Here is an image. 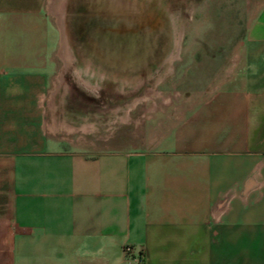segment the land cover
I'll return each instance as SVG.
<instances>
[{
	"label": "crops",
	"instance_id": "crops-1",
	"mask_svg": "<svg viewBox=\"0 0 264 264\" xmlns=\"http://www.w3.org/2000/svg\"><path fill=\"white\" fill-rule=\"evenodd\" d=\"M44 4L0 0V264H264V0L215 95L145 144L84 116Z\"/></svg>",
	"mask_w": 264,
	"mask_h": 264
},
{
	"label": "rangeland",
	"instance_id": "rangeland-1",
	"mask_svg": "<svg viewBox=\"0 0 264 264\" xmlns=\"http://www.w3.org/2000/svg\"><path fill=\"white\" fill-rule=\"evenodd\" d=\"M90 7L101 11L107 27L116 22L115 37L101 41V50L91 40L92 33L87 30L83 35V26L76 29L72 16L78 10L87 13ZM257 7L258 0H45L44 4L58 29L60 77L69 82V94L90 97L84 116L89 110L90 121L105 132L107 144L117 133L127 142L135 138L145 144L155 138L154 131L166 126V119L176 121L215 95L231 54L244 46ZM75 109L76 116L82 115L79 105Z\"/></svg>",
	"mask_w": 264,
	"mask_h": 264
},
{
	"label": "water",
	"instance_id": "water-1",
	"mask_svg": "<svg viewBox=\"0 0 264 264\" xmlns=\"http://www.w3.org/2000/svg\"><path fill=\"white\" fill-rule=\"evenodd\" d=\"M90 4H92V2H90ZM104 10H106L105 5H103L102 7V12ZM82 11L78 10L72 16L73 18H75L74 22L76 29H81L83 26V32L81 31L83 35L86 34V31L88 30V33H92L91 40L95 41L98 46L101 45V43L108 37H115L114 34L117 31V28L115 27L116 22H114L113 19L115 18V15L111 18L114 23L110 24V27H107L106 21H101V11H99L98 8L94 9V7H90L87 13H84ZM86 19L88 21H86ZM85 28L86 30L84 31ZM99 49L101 50L100 46Z\"/></svg>",
	"mask_w": 264,
	"mask_h": 264
},
{
	"label": "built area",
	"instance_id": "built-area-1",
	"mask_svg": "<svg viewBox=\"0 0 264 264\" xmlns=\"http://www.w3.org/2000/svg\"><path fill=\"white\" fill-rule=\"evenodd\" d=\"M132 252V249L131 248H129V247H127L126 249H125V253H127V254H130ZM139 262H142L143 261V259L141 258V257H139Z\"/></svg>",
	"mask_w": 264,
	"mask_h": 264
}]
</instances>
